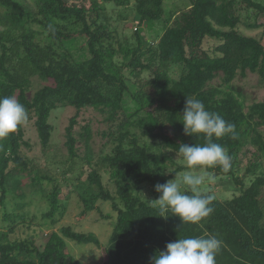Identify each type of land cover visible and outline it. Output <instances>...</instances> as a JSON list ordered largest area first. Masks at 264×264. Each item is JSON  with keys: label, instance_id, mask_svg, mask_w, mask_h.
Listing matches in <instances>:
<instances>
[{"label": "trees", "instance_id": "16d2710c", "mask_svg": "<svg viewBox=\"0 0 264 264\" xmlns=\"http://www.w3.org/2000/svg\"><path fill=\"white\" fill-rule=\"evenodd\" d=\"M168 2L0 0V97L14 96L29 113L25 125L0 139V264H84L71 254L68 240L96 245L102 264H151L168 242L208 235L223 242L216 264H264V101L247 105L233 84L248 71L264 79V43L240 30L241 23L250 29L264 25L256 21L264 15V1L184 0L179 8ZM242 4L255 10L254 22L243 17ZM207 38L219 40L211 53L204 47ZM36 79L42 85L29 94ZM187 96L235 125L234 136L213 138L230 155V168L205 172L235 192L219 198L202 189L214 197L213 212L196 224L181 223L170 210L161 217L152 201L160 195L157 183L190 170L177 160H183L180 144L205 143L202 135L184 133ZM59 107L76 113L65 132L70 166L55 171L23 149H33L26 138L29 123L43 150L51 147V118ZM85 109L99 112L107 125L99 154L91 122L75 130ZM78 161L88 166L83 182V171L71 176ZM74 193L84 214L103 213L99 204H111L116 216L107 243L72 225L54 228ZM37 196L48 207L35 222L24 210L27 197ZM20 226L33 234L23 237ZM38 227H52L45 243L38 244Z\"/></svg>", "mask_w": 264, "mask_h": 264}, {"label": "clouds", "instance_id": "9594fccd", "mask_svg": "<svg viewBox=\"0 0 264 264\" xmlns=\"http://www.w3.org/2000/svg\"><path fill=\"white\" fill-rule=\"evenodd\" d=\"M28 121L27 109L14 96L0 97V139L8 137ZM180 121L185 135H202L205 141L203 144H180L179 153L187 168L192 170L219 166L228 171L231 157L213 138L229 134L234 136L235 125L217 112L207 110L201 100L190 96L186 97ZM205 180V176L186 171L182 177L178 178L175 174L174 179L157 183L154 190L160 195L152 201L158 204L162 213L160 216L168 217L163 213L170 210L173 216L179 217L181 223L192 224L209 217L213 212L211 203L214 197L202 191L201 186ZM222 244V240L215 235L180 237L168 242L164 250L156 252L151 258V264H216L215 258ZM81 253L88 255L89 251Z\"/></svg>", "mask_w": 264, "mask_h": 264}, {"label": "rangeland", "instance_id": "374dc122", "mask_svg": "<svg viewBox=\"0 0 264 264\" xmlns=\"http://www.w3.org/2000/svg\"><path fill=\"white\" fill-rule=\"evenodd\" d=\"M169 1L168 4L170 7L181 6V3L184 2V0H167ZM187 1V0H186ZM264 1V0H261ZM71 3H80L85 2L86 4L90 3V0H70ZM243 5V17H246L245 19H250L252 22L256 20L255 17V10L253 8L247 9L244 4ZM114 6V5H113ZM113 7H110L109 12L112 11L111 9ZM116 13V10L111 12ZM249 14H251L250 17H247ZM129 24L134 23L133 17L128 18ZM259 23L264 24V15H260L258 20ZM4 22H7L6 20ZM119 25V30L122 33L124 30L123 25L119 24L117 21L115 22ZM240 30L250 36H255L262 40L264 43V25L259 26L254 29L248 28L243 23L240 24ZM125 31V30H124ZM219 42L217 39L213 38H207L204 47L211 53L212 48ZM148 73L146 76H149ZM220 79L217 78L215 80V83H219ZM237 88H241L242 92L245 97V101L247 105H250L256 101H264V79L261 78V76L258 73H253L248 71L247 74L243 76H238L237 79L233 83ZM42 85L41 82H39L37 79L34 81V86L29 94H33L36 89H38ZM76 113V110L74 108L70 107H59L56 111L53 112L51 122L53 123L55 130L53 132V137L51 141V147L48 148L46 151L43 150V147L40 144L37 131L32 123H29L26 125V138L30 139L33 149L28 150L27 148H24L23 150L31 157H36L40 159V162L48 166V168H51L55 171L60 170L61 168L64 169L70 166V163L68 161V155L67 151L65 149V141H66V127L69 125L71 117ZM103 116L93 110V109H85L83 110L79 117H78V123L75 126V130L78 131L81 128V125L91 122L93 129H94V139H93V147L97 154H99V151L102 148V145L107 141L106 138L103 137L101 132L107 128V125L103 122ZM99 132V133H98ZM109 148V145L106 147V149ZM242 167L246 164L247 159L243 158ZM180 162L183 164L186 162L181 160L180 158H177ZM66 162V163H65ZM66 165H68L66 167ZM174 168V167H172ZM65 169V170H66ZM73 170L75 172H71V176L75 177L77 174V171H83V176L81 177V182L84 181L86 178L88 166L84 164L81 161L77 162V165L73 167ZM192 171L194 175H202L206 177V168H201L199 170ZM241 172V171H240ZM243 172V171H242ZM241 172V173H242ZM183 174V173H179ZM210 179L205 180L202 189L206 190H212L219 198H228L233 195L235 192L233 186L230 184H224L219 180L218 178H215L213 176L209 177ZM28 181V179L26 178ZM221 182V183H220ZM110 189H113V186H109ZM204 187V188H203ZM73 188V187H72ZM26 191L30 192L31 188L29 186L26 187ZM40 196L37 197H27L26 202L27 205L25 207L24 213L28 219H30L32 216H36V221H41V214L44 212L48 204L45 201L39 200ZM66 201V200H64ZM67 202V201H66ZM101 210L103 213L99 211H92L90 213L84 214L83 213V205L81 203V200L78 196V194L74 193L73 197L70 201V204L68 206V212L64 219L56 224L54 228L59 229L62 225H72L77 231L82 232H94L102 242L107 243L112 230H113V219L116 216L115 211L112 209V206L109 202H104L99 204ZM8 208H13V199H10V201L7 204ZM3 213L2 205H0V224H1V215ZM102 214H108L112 215L110 217H105ZM37 229L38 236V244L45 243L48 239L49 232L52 230V227H38ZM19 233L23 237H26V232L33 234L32 230H28L26 226H20ZM68 247L71 252L76 258H78L80 261H82L84 264H102L104 261V255L102 253V250L98 248L96 245L89 243V244H80L73 240H68ZM89 251L88 255H85V253L81 252H87ZM81 253V254H80Z\"/></svg>", "mask_w": 264, "mask_h": 264}]
</instances>
